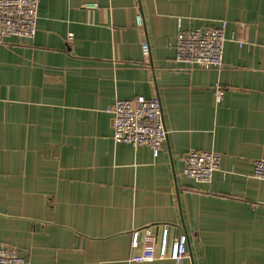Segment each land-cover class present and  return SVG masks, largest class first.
<instances>
[{"label":"crops","instance_id":"obj_1","mask_svg":"<svg viewBox=\"0 0 264 264\" xmlns=\"http://www.w3.org/2000/svg\"><path fill=\"white\" fill-rule=\"evenodd\" d=\"M222 20L221 69L177 60L181 28ZM0 83V243L31 264H264V0H40ZM138 96L162 105L157 156L113 137L107 108ZM191 149L222 154L210 182L185 174ZM165 222L190 256L131 261L132 231Z\"/></svg>","mask_w":264,"mask_h":264},{"label":"built area","instance_id":"obj_2","mask_svg":"<svg viewBox=\"0 0 264 264\" xmlns=\"http://www.w3.org/2000/svg\"><path fill=\"white\" fill-rule=\"evenodd\" d=\"M40 0H0V43L11 37L30 38L37 31V20ZM96 7V2L87 3ZM138 28L143 26L142 16L136 17ZM226 20L219 25L196 27L179 30L176 43L177 60L189 65L205 68L224 66L223 52L225 46ZM72 38V34H69ZM142 51L147 57L149 44L142 40ZM1 89V83H0ZM223 89L217 90L220 98ZM114 115L113 137L117 143H128L134 147L148 146L157 156L165 145L167 129L164 124L162 105L157 96L146 98H117L107 108ZM222 154L215 150L191 149L185 155L184 172L200 182H210L213 172L220 167ZM253 176L264 181V151L254 164ZM173 224H161L158 238L147 234L142 237V230L132 231L130 260L146 262L156 259H173L181 262L190 256L188 235L180 230L172 233ZM0 264H31L21 256L17 249L9 244L0 243Z\"/></svg>","mask_w":264,"mask_h":264}]
</instances>
